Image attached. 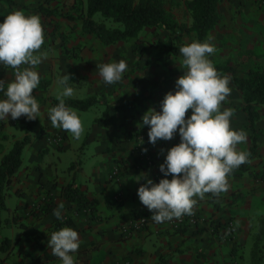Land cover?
I'll use <instances>...</instances> for the list:
<instances>
[{
  "label": "crops",
  "instance_id": "crops-1",
  "mask_svg": "<svg viewBox=\"0 0 264 264\" xmlns=\"http://www.w3.org/2000/svg\"><path fill=\"white\" fill-rule=\"evenodd\" d=\"M11 1L12 5L0 0V23L9 13L22 10L25 15L40 16L43 30L52 20L44 18L37 7L73 14L77 11L76 3L81 4L83 11L80 12L83 13L86 6L81 0ZM230 8L233 5L222 7L219 4V16L220 13L223 17L229 15ZM75 13L71 16L74 20L77 19ZM224 23L221 20V24ZM55 41L56 46L49 47L48 37L44 36V44L34 53L42 59L35 67L40 83L33 90L40 107L38 118L28 120L21 116L13 120L9 115L8 119L0 120V161L16 140L23 137L29 140L21 152V164L5 189L7 209L0 210V239H9V245L7 250L0 251V260L4 264H62L60 259L37 260L41 257L38 246L48 248L51 234L69 227L78 233V250H90L86 264H264V114L261 113L264 109L259 110L253 125L257 148L249 159L250 169L238 177L228 176L227 191L219 195L206 193L204 199L194 197L197 200L193 207L196 224L173 230L169 221L156 223L149 219L141 229L123 233L121 225L137 218L138 212L152 214L137 194L146 180L136 181L145 174L154 183L165 178L159 166L172 144L181 142L177 130L172 140H158L153 146L148 137L150 126L142 124V116L150 108L162 111L161 101L168 93L165 89L168 83L155 86L149 78L142 84L133 83L131 80L135 77L124 73L120 82L106 84L97 65L125 61L122 51L89 47L60 49L59 42ZM208 56L212 62L211 55ZM131 62L128 60L127 66ZM181 65L182 61L176 66ZM23 67L27 65L20 66ZM66 74H70L67 86L74 92L64 99H96L86 110L69 107L77 112L84 126L78 140L69 132L54 128L48 118L49 109L54 107L52 99L64 88L58 82ZM14 79L15 69L0 63V80L7 85ZM228 86L231 92L222 102L221 111L234 110L231 128L243 130L247 137L237 150L248 153L253 131L246 113L241 110L240 93L232 82L229 81ZM151 87L149 97H137ZM131 99L133 103L126 109L111 108ZM106 107L110 108L112 120L107 126L98 125L95 121L103 117ZM191 114L189 110L186 119ZM138 132L147 136L145 149L152 157L150 165L144 164L139 157L135 139ZM57 137L61 139L59 143L55 141ZM115 169L117 173L113 174ZM166 178L171 180L172 176ZM71 179H75L85 196L94 201L98 219L91 214L78 215L72 203L63 197V188ZM45 198L54 203V210L63 204L61 216L67 215L70 224L55 225L59 219L53 215L54 210L46 215L33 213L34 207ZM227 222H232L234 230L230 237L222 238V226ZM71 255L75 262L77 254Z\"/></svg>",
  "mask_w": 264,
  "mask_h": 264
},
{
  "label": "clouds",
  "instance_id": "clouds-1",
  "mask_svg": "<svg viewBox=\"0 0 264 264\" xmlns=\"http://www.w3.org/2000/svg\"><path fill=\"white\" fill-rule=\"evenodd\" d=\"M44 44V30L38 15H25L22 10L9 13L0 23V63L15 69L14 81L7 84L0 80V92L6 99L0 100V120L26 117L35 120L40 107L33 96V90L40 83L35 70L41 62L39 52ZM182 65L187 71L176 80V91L168 92L161 101V112L149 109L142 116V124L150 126L149 142L155 146L158 140L169 141L179 132L181 142L167 150L164 162L159 166L162 178L154 183L145 174L146 180L138 188L141 203L152 213L156 223L171 221L174 217L193 214L197 203L194 197L204 199L206 193L219 195L227 191L228 175L248 161V153L238 151L237 146L246 142L243 130L231 128L234 110L221 111V104L230 95L229 78L221 76L207 58L215 52L208 42H192L179 48ZM21 65L27 67L20 68ZM97 71L106 84L122 80L127 64L97 65ZM70 74L64 75L59 84L64 86L56 99L59 103L50 108L48 118L54 128L69 132L74 139H80L84 132L81 118L76 111L65 104V97L73 95L68 87ZM192 114L186 119V114ZM145 152L147 149H143ZM161 153L164 149L160 150ZM172 176L169 180L166 177ZM61 203L53 215L62 219ZM48 248L62 264H74L71 253L79 249L77 231L64 227L51 234Z\"/></svg>",
  "mask_w": 264,
  "mask_h": 264
},
{
  "label": "trees",
  "instance_id": "trees-1",
  "mask_svg": "<svg viewBox=\"0 0 264 264\" xmlns=\"http://www.w3.org/2000/svg\"><path fill=\"white\" fill-rule=\"evenodd\" d=\"M12 5L11 0H3ZM84 1L85 13H81L78 17L82 20L81 29L84 33L92 34L101 43L105 45L114 44L117 42L127 41L131 38L137 37L139 32L145 27L158 28L168 31L176 38V44L180 48L187 45L181 41L180 37L182 32H187L184 27H181L177 23H174L168 18L166 9L164 8L163 0H81ZM257 1V0H256ZM262 1V0H258ZM219 0H191L186 2L187 8L192 15V29L196 35V42H205L207 33L215 26L219 21V14L217 11V5ZM37 10L42 15L47 16V12L42 7H37ZM100 14L105 20L118 24L115 27H107L104 22H98L93 19L95 14ZM65 18L72 19V15L63 14ZM143 45H137L135 52L139 57L144 52ZM216 70L226 73L235 88L241 93L243 105L241 110L247 115L248 123L253 131L251 136L252 144L248 150V161L242 164L238 168L234 169L228 176H241L245 171L250 169L249 159L254 155L257 144L256 134L254 133V121L259 116V110L264 109V70L257 68H250L247 70L245 76L240 77L237 75V71L230 66L213 65ZM186 69L183 65L172 71V74H177L178 70ZM5 90L7 85H5ZM150 92L144 96L149 97ZM0 97L4 96L3 92H0ZM134 99L126 101L120 105L112 106V109H126L133 103ZM53 105L56 106L59 101L52 99ZM96 103L95 98L87 99H65L67 107H73L78 110H86L90 106ZM109 107H106L103 117L97 119L95 122L101 126H107L111 122V116L109 114ZM1 124V122H0ZM138 143V147L146 148L147 136L145 133L138 132L135 136ZM29 142L28 137H23L20 140H16L11 149L1 158L0 161V210L7 209L4 204L5 189L9 187L12 181L14 173L17 171L21 164V152L23 147ZM180 142L173 143L172 147ZM264 173V172H262ZM63 197L72 203L73 210L78 215L91 214L96 219L98 216L95 214L94 201L89 200L83 191L80 190L79 185L75 182V179L71 181L63 188ZM112 206V205H110ZM54 203L50 199H44L39 206L34 207L33 213L37 215H46L54 210ZM145 217L147 220L152 219V215L147 212H138L136 217ZM61 220V221H60ZM62 223L70 224V219L67 215H63L62 219H59L55 225ZM9 245V239H0V251L7 250ZM41 251V257L37 260L55 261L60 259L54 256L51 249L38 246ZM90 250H78L77 260L74 264H80V262L86 261L89 257ZM20 264V263H16Z\"/></svg>",
  "mask_w": 264,
  "mask_h": 264
},
{
  "label": "rangeland",
  "instance_id": "rangeland-1",
  "mask_svg": "<svg viewBox=\"0 0 264 264\" xmlns=\"http://www.w3.org/2000/svg\"><path fill=\"white\" fill-rule=\"evenodd\" d=\"M187 1L191 0H163V3L168 18L187 31L182 32L181 41L191 43L196 42V35L191 27L193 19L186 6ZM219 2L218 5L220 4L222 7L233 5V8H230V14L225 17L220 13L219 21L207 33L205 42L215 47V52L210 54L212 64L231 66L237 70V75L240 77L245 76L250 68L264 70V0L259 2L258 0H219ZM75 6H77L76 13L73 12L76 14L77 19L75 20L62 17L61 14L63 15L65 12L61 13L58 10L43 6L49 12L47 16L43 15V17H50L52 20L48 23V27H44V36L48 37L47 45L49 47L56 46L55 40H57L60 49L62 47L65 49L75 47L76 50H81L89 47L120 50L124 53L125 62L132 60L127 66L125 75H133L135 77L131 80L133 83L142 84L149 78V81L153 79L155 86L168 83V86L165 87L167 92L174 93L176 91V80L187 70H179L177 74H169L173 69L170 70L171 68L168 69V67H178L176 65L181 63L183 59L173 34L162 29L145 27L135 38L110 45L101 44L92 34L82 31V20L78 16L82 13L80 11H83V7L78 3ZM66 14L70 13L67 12ZM73 14L70 15L74 16ZM93 19L104 22L107 27L118 26L110 20H105L98 13L93 16ZM43 20L46 21V19ZM221 20L225 23L221 24ZM137 45H143L145 48L141 57L134 50ZM207 58L210 60L209 56ZM217 72L222 77L227 76L229 78L226 73L218 70ZM148 92H152V87L137 97L140 99ZM261 113L264 114V110Z\"/></svg>",
  "mask_w": 264,
  "mask_h": 264
},
{
  "label": "built area",
  "instance_id": "built-area-1",
  "mask_svg": "<svg viewBox=\"0 0 264 264\" xmlns=\"http://www.w3.org/2000/svg\"><path fill=\"white\" fill-rule=\"evenodd\" d=\"M60 137L55 138V141L57 143L60 142ZM143 147H139V157L141 159V161L144 164L150 165L152 163V157L150 155V153L148 151H144ZM117 169H115V171H113V174H116ZM115 199L117 200L118 197H115ZM147 223V219L143 216L141 217H137L134 218L132 220H130L129 222H126L125 224L121 225L120 227V231H122L123 233L129 232V231H136L141 229L142 227H144ZM170 223V227L173 230H177L181 227H183L184 225H194L197 223V217L194 214L191 215H183L180 218H173L171 221H169ZM233 224L232 222H227L222 226V238H228L231 236V234L233 233ZM0 264H4L1 260H0ZM128 264V263H126Z\"/></svg>",
  "mask_w": 264,
  "mask_h": 264
}]
</instances>
